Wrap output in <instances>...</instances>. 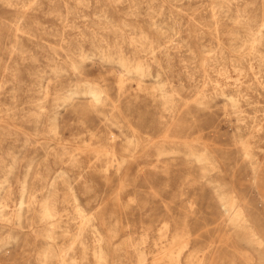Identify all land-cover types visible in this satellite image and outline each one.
Returning a JSON list of instances; mask_svg holds the SVG:
<instances>
[{"label":"rangeland","instance_id":"rangeland-1","mask_svg":"<svg viewBox=\"0 0 264 264\" xmlns=\"http://www.w3.org/2000/svg\"><path fill=\"white\" fill-rule=\"evenodd\" d=\"M0 264H264V0H0Z\"/></svg>","mask_w":264,"mask_h":264},{"label":"bare ground","instance_id":"bare-ground-1","mask_svg":"<svg viewBox=\"0 0 264 264\" xmlns=\"http://www.w3.org/2000/svg\"><path fill=\"white\" fill-rule=\"evenodd\" d=\"M170 34H172V33H170ZM87 88H88L89 93H91L94 96L98 95L99 94L98 92L101 91V90H99L100 88L98 89V87L96 85H91V86H88ZM77 91H78V89L76 87L72 90V92H77ZM196 157L197 158H202V159H205V160L209 159V156L206 153L205 154L204 153H200V154L196 155ZM216 190L220 194V196L228 195V197L230 198V201L228 203H222L223 209L225 211H228V209H229L228 207L233 205V196H234L233 192L230 190V188H217ZM43 211H44V215H48L50 213V206L45 201L43 203ZM96 256H98L99 258L104 257L100 250L98 252H96Z\"/></svg>","mask_w":264,"mask_h":264}]
</instances>
